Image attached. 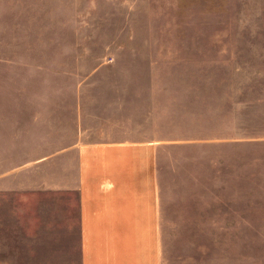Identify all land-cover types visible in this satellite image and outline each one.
<instances>
[{
    "label": "rangeland",
    "instance_id": "obj_1",
    "mask_svg": "<svg viewBox=\"0 0 264 264\" xmlns=\"http://www.w3.org/2000/svg\"><path fill=\"white\" fill-rule=\"evenodd\" d=\"M139 124L163 264H264V0H0V264H81L56 153Z\"/></svg>",
    "mask_w": 264,
    "mask_h": 264
},
{
    "label": "crops",
    "instance_id": "obj_2",
    "mask_svg": "<svg viewBox=\"0 0 264 264\" xmlns=\"http://www.w3.org/2000/svg\"><path fill=\"white\" fill-rule=\"evenodd\" d=\"M158 141H75L56 162L76 172L81 264H163ZM61 180V173L58 174Z\"/></svg>",
    "mask_w": 264,
    "mask_h": 264
}]
</instances>
